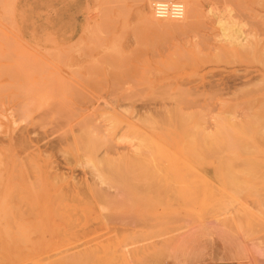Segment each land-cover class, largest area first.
Returning <instances> with one entry per match:
<instances>
[{"label":"rangeland","instance_id":"obj_1","mask_svg":"<svg viewBox=\"0 0 264 264\" xmlns=\"http://www.w3.org/2000/svg\"><path fill=\"white\" fill-rule=\"evenodd\" d=\"M185 250L264 264V0H0V264Z\"/></svg>","mask_w":264,"mask_h":264},{"label":"crops","instance_id":"obj_2","mask_svg":"<svg viewBox=\"0 0 264 264\" xmlns=\"http://www.w3.org/2000/svg\"><path fill=\"white\" fill-rule=\"evenodd\" d=\"M211 235V237L219 238L220 234L215 233L212 230H198L193 229L188 232H186L184 235V240L181 242L186 247H195L198 245H205L210 244V240L206 238V235ZM201 241V242H199ZM178 264H247L244 260H238V259H228V258H210L209 256L204 257H195L187 250L182 251L179 253V261ZM167 264H172V262L169 260Z\"/></svg>","mask_w":264,"mask_h":264},{"label":"built area","instance_id":"obj_3","mask_svg":"<svg viewBox=\"0 0 264 264\" xmlns=\"http://www.w3.org/2000/svg\"><path fill=\"white\" fill-rule=\"evenodd\" d=\"M183 11L182 5L178 2H157L154 5L155 15L160 16H181Z\"/></svg>","mask_w":264,"mask_h":264},{"label":"bare ground","instance_id":"obj_4","mask_svg":"<svg viewBox=\"0 0 264 264\" xmlns=\"http://www.w3.org/2000/svg\"><path fill=\"white\" fill-rule=\"evenodd\" d=\"M166 1V0H165ZM192 1V0H191ZM162 2V1H161ZM157 3V2H156ZM155 3V4H156ZM166 3H169V2H166ZM179 3V2H178ZM181 5H182V3H180ZM190 8H189V12H188V18H193V15H194V6L193 5H191V6H189ZM182 8H183V5H182ZM184 14V8H183V11H182V14H181V16H179V17H175V18H180V17H182V15ZM160 17H166V16H160ZM193 22V21H192ZM211 258H224V256H222V255H220V254H213L212 256H211Z\"/></svg>","mask_w":264,"mask_h":264}]
</instances>
